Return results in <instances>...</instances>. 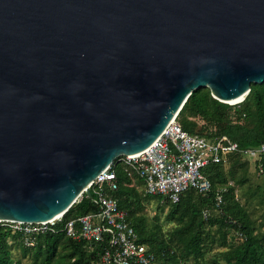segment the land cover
Listing matches in <instances>:
<instances>
[{"label": "water", "instance_id": "95a60500", "mask_svg": "<svg viewBox=\"0 0 264 264\" xmlns=\"http://www.w3.org/2000/svg\"><path fill=\"white\" fill-rule=\"evenodd\" d=\"M263 82L264 0H0V220L64 214L193 90Z\"/></svg>", "mask_w": 264, "mask_h": 264}, {"label": "trees", "instance_id": "16d2710c", "mask_svg": "<svg viewBox=\"0 0 264 264\" xmlns=\"http://www.w3.org/2000/svg\"><path fill=\"white\" fill-rule=\"evenodd\" d=\"M177 120L182 129L191 135L208 138L224 135L236 142L240 150L256 148L264 142V82L252 83L244 99L236 104L215 99L208 88L195 89L178 112ZM117 161L118 188L114 195L118 206L125 210L127 221L141 236V241L149 243L157 264H186L188 261L201 264L200 259L208 243H216L222 248L210 264H264V232L253 226L247 212L234 201L233 188L225 186L221 163L208 164L204 168V174L210 180L207 192L187 189L177 203L167 201L166 219L175 225L166 240L155 242L151 234L146 233L148 229L143 218L134 215L135 210L141 208V197L137 190L140 181L126 176ZM258 163L257 160L253 161L256 170ZM260 164L263 181L260 187L264 201V159L260 160ZM217 193H221L224 200L219 212L214 205ZM94 199L91 190L89 194L83 192L56 224V231L38 235L32 246L24 245L16 237L9 243L7 235L1 233L0 264H17L21 260H26L28 264H99L105 243L74 239L62 230L66 221L98 211L100 207ZM206 209L209 215L204 218L203 211ZM213 225L220 236L218 240L208 229ZM225 229L233 233L241 232L243 239L228 246Z\"/></svg>", "mask_w": 264, "mask_h": 264}, {"label": "built area", "instance_id": "2783aa9c", "mask_svg": "<svg viewBox=\"0 0 264 264\" xmlns=\"http://www.w3.org/2000/svg\"><path fill=\"white\" fill-rule=\"evenodd\" d=\"M236 152L257 160L258 174L262 172L260 160L264 159V142L256 148L240 150L236 142L224 135L208 138L187 133L175 115L146 150L116 159L126 176L140 181L139 186L146 194L177 203L187 189L207 192L210 180L204 174V168L208 164L221 163L226 156ZM115 165L114 160L88 185L100 209L66 221L62 230L74 239L105 243L99 264H156L149 243L141 241V236L127 221L125 210L118 206L114 195L118 188ZM223 202L222 194L217 193L214 205L218 212ZM208 215L209 210H204L203 217ZM62 217L63 214L45 222L0 220V234L7 235L9 243L16 237L24 245L32 246L38 235L54 233ZM234 236L239 241L243 239L239 231H235Z\"/></svg>", "mask_w": 264, "mask_h": 264}, {"label": "rangeland", "instance_id": "374dc122", "mask_svg": "<svg viewBox=\"0 0 264 264\" xmlns=\"http://www.w3.org/2000/svg\"><path fill=\"white\" fill-rule=\"evenodd\" d=\"M253 161V158H248L244 154H231L221 161L220 170L226 179L225 186L233 188L234 201L247 212L253 226L258 231L264 232V201L260 187L263 181L261 174H258L255 169ZM217 185L219 186V183ZM137 190L141 197V208L136 209L134 215L143 218L148 229L146 233L151 234L155 242H159L162 239L166 240L175 225L166 219L168 211L167 201L157 198L158 195L146 194L139 185H137ZM208 229L210 234L218 240L220 236L216 226L213 225L208 227ZM225 232L228 246L238 242L231 230H226ZM204 248L205 254L200 259L201 264H210L213 257L222 250L216 243H208ZM180 252H182L181 248ZM217 258H219V255ZM17 264H28V262L21 260ZM186 264H193V261H188Z\"/></svg>", "mask_w": 264, "mask_h": 264}, {"label": "bare ground", "instance_id": "6f19581e", "mask_svg": "<svg viewBox=\"0 0 264 264\" xmlns=\"http://www.w3.org/2000/svg\"><path fill=\"white\" fill-rule=\"evenodd\" d=\"M240 99H235V100H231L229 101V103H235V102H238ZM59 217V216H58Z\"/></svg>", "mask_w": 264, "mask_h": 264}]
</instances>
